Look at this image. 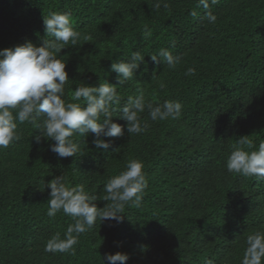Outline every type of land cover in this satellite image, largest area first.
Instances as JSON below:
<instances>
[{"label": "trees", "instance_id": "1", "mask_svg": "<svg viewBox=\"0 0 264 264\" xmlns=\"http://www.w3.org/2000/svg\"><path fill=\"white\" fill-rule=\"evenodd\" d=\"M156 3L0 0V50L42 46L52 39L44 17L71 14L79 37L56 54L69 77L64 99L83 106L75 87L110 83L121 97L112 119L124 127L123 136L104 138L106 150L95 147L94 134H74L78 154L60 158L50 150L54 141L17 122L19 140L0 148V264H107L105 254L117 252L128 257L125 264H241L247 236L264 232V179L226 168L239 138L248 136L252 146H242L248 152L264 142V0L210 3L214 24L199 0H160L159 9ZM161 49L180 57L175 68L151 59ZM134 51L144 62L120 85L111 65ZM189 68L195 75L185 74ZM140 92L153 105L181 103V117L152 121L146 109L139 116L147 130L129 134L119 108ZM133 159L143 162L148 183L141 205H126L120 223L98 219L72 251L45 252L47 241L64 238L74 223L62 211L47 215L48 183L64 175L102 209L110 203L104 185Z\"/></svg>", "mask_w": 264, "mask_h": 264}, {"label": "clouds", "instance_id": "2", "mask_svg": "<svg viewBox=\"0 0 264 264\" xmlns=\"http://www.w3.org/2000/svg\"><path fill=\"white\" fill-rule=\"evenodd\" d=\"M217 2L199 0L210 24H214L217 19L210 11V3ZM163 6L167 7V4ZM160 7V0H157L155 8ZM43 24L47 37L52 39H46L42 46L26 42L0 50V148H7L19 140L17 122H29L40 130L43 138L55 142L50 145V150L60 158L78 154L79 145L73 139L77 133L84 137L94 134L92 143L95 147L108 149L110 143L104 138L124 135V127L112 119L113 113L117 111L116 106L121 103L116 86L107 82L100 83L98 87L82 84L75 87L73 97L75 101L83 100L84 105L66 102L65 85L69 81L65 71L66 62L58 59L56 54L61 52L64 45H75L79 32L72 26L71 14L67 12L52 13L44 17ZM151 34L145 25L143 37L147 39ZM144 58L139 51H134L127 61L111 65V71L118 74L120 85L133 78ZM151 59L162 61L170 68H175L180 62V57L167 49H161L158 55H151ZM185 74L195 75V69L189 68ZM146 109L152 121L179 119L182 115L181 103L166 100L153 105L146 102L143 92H140L135 97L129 96L119 108V118L126 121L129 134H140L147 130V123L142 125L139 116ZM39 117L43 118L37 122ZM41 136L36 137L37 143ZM247 137L242 136L237 140L239 146L235 147L226 161L227 171L264 179V142L259 143L258 150L248 152L242 147L252 146ZM143 168L142 161L133 159L127 163L126 170L111 177L103 187L106 193L103 200L110 203L102 209L94 203L97 197L89 194L84 185L69 186L64 175L52 179L47 185L51 189L47 215L55 217L62 211L64 215L72 217L74 223L68 225L64 238L59 234L50 238L45 245V252L72 251L78 236L90 230L98 219L101 222H122L126 205L131 203L139 207L142 203L144 190L148 186ZM246 243L241 264H264V232L248 235ZM127 259L125 254L119 252L105 254L107 264H125ZM208 264H212V261Z\"/></svg>", "mask_w": 264, "mask_h": 264}]
</instances>
